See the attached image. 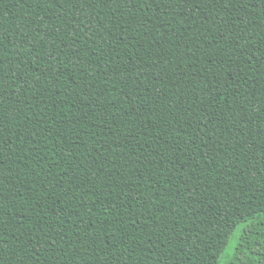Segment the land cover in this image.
Wrapping results in <instances>:
<instances>
[{"label":"trees","instance_id":"1","mask_svg":"<svg viewBox=\"0 0 264 264\" xmlns=\"http://www.w3.org/2000/svg\"><path fill=\"white\" fill-rule=\"evenodd\" d=\"M222 258L264 264V0H0V264Z\"/></svg>","mask_w":264,"mask_h":264},{"label":"rangeland","instance_id":"2","mask_svg":"<svg viewBox=\"0 0 264 264\" xmlns=\"http://www.w3.org/2000/svg\"><path fill=\"white\" fill-rule=\"evenodd\" d=\"M240 228H241V227H238V228L234 231L233 235L231 236L230 241H229V243H228V246H227V248H226V250H225V254H224V255L228 254V252H230V251L232 250L233 246L235 245L236 239H237V237H238V235H239V233H240ZM223 258H224V257H223ZM223 258L221 259L220 264H223V263H224V259H223Z\"/></svg>","mask_w":264,"mask_h":264}]
</instances>
